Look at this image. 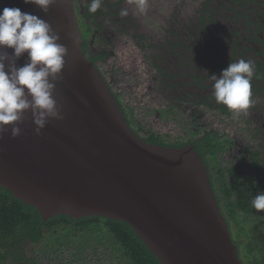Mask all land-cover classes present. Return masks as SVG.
<instances>
[{
	"label": "water",
	"instance_id": "water-1",
	"mask_svg": "<svg viewBox=\"0 0 264 264\" xmlns=\"http://www.w3.org/2000/svg\"><path fill=\"white\" fill-rule=\"evenodd\" d=\"M48 21L68 49L54 97L63 120L40 135L31 112L0 139V186L44 220L106 217L128 223L162 264H244L221 211L208 166L193 144L147 142L127 117L97 63L84 52L74 1L47 14L23 0H0ZM70 33L79 43L73 46ZM11 53L12 50L8 49ZM25 53L17 61L23 66Z\"/></svg>",
	"mask_w": 264,
	"mask_h": 264
},
{
	"label": "rangeland",
	"instance_id": "rangeland-1",
	"mask_svg": "<svg viewBox=\"0 0 264 264\" xmlns=\"http://www.w3.org/2000/svg\"><path fill=\"white\" fill-rule=\"evenodd\" d=\"M73 1L80 31L84 35L89 32L83 24L92 30L87 39L90 56L100 52L110 53L97 65L127 112L133 110L135 118L145 129L162 134L170 143H188L209 130H216L221 139H232L231 147L221 155L223 165L236 162L249 145H264V136L263 139L261 136L264 130V91L252 90V105L247 115L237 119L230 111L226 114L206 105L201 106L203 98L214 96L211 75L219 77L223 70L214 72L213 67L219 62H232L230 33L238 31L243 34L244 26L240 24L245 18L239 17L235 11L226 10L216 15L218 26L226 31L223 34L226 41L222 45L215 42V58L211 61L203 55L194 58V41L208 40L205 31L199 30L202 29L199 22L205 0H147L143 14L137 11L135 0H107L115 2L109 7L111 12L104 5L93 16L87 12L91 0ZM255 5L250 4L251 9ZM124 8L128 9V15L121 17L119 13ZM100 11L104 12L103 16ZM247 13L264 23V19L252 10H247ZM189 27L197 38L187 35ZM211 30L216 36L221 33L216 28ZM139 37L143 40L140 41ZM178 41L183 44L179 45ZM251 45L259 49L257 43ZM239 59L255 63L260 57L258 53H249L247 57L236 56L234 62ZM210 103L211 106L217 104L215 97ZM255 135L260 140L256 141ZM211 169L216 178L213 164ZM217 192L224 200L218 188ZM84 246L81 250H73L78 253V258H71V253L64 252L59 258L45 254L42 252L43 242H26L24 249L27 257L37 264H126L112 241H86Z\"/></svg>",
	"mask_w": 264,
	"mask_h": 264
},
{
	"label": "trees",
	"instance_id": "trees-1",
	"mask_svg": "<svg viewBox=\"0 0 264 264\" xmlns=\"http://www.w3.org/2000/svg\"><path fill=\"white\" fill-rule=\"evenodd\" d=\"M219 1L205 0L203 3L199 22L202 29L199 30L205 31L208 40L206 42L194 41L196 48L194 58L203 55L205 59L214 60L215 42L222 45V42L226 41V36H223L226 31L218 26L216 15L221 13V10L235 11L239 17L246 20L240 24L244 26L243 34L238 31L230 33L229 39L233 51L232 62L236 60V56L247 57L249 53H258L260 59L253 63L251 84L252 90L263 92L264 23L251 18L247 10H252L257 16L264 19V0ZM102 2L104 3L102 6L105 5L108 12H111L109 7L115 2L107 0H102ZM250 4L256 5L251 9ZM87 12L89 16L98 14V12L90 13L88 10ZM99 14L103 16L104 12L100 11ZM83 27L88 29L90 35L91 28L87 24H83ZM213 28L219 29L222 34L219 33L216 36L212 33L211 29ZM191 29L189 27L187 32L189 37L191 34L194 35L190 32ZM195 30L199 33L196 27ZM88 33L82 34L85 42L84 52L87 57L95 63L99 60H106L110 53L100 52L98 55L90 56ZM249 34L252 36L246 37ZM139 40L142 41L143 38L139 37ZM181 43L183 44L182 41H178L179 45ZM256 43L259 46L257 50L251 45ZM229 64L219 62L217 66L213 67V70L220 72ZM113 93L127 117L129 126L142 139L165 147H181L186 144L195 146L209 168L213 189L218 196L221 211L229 223L241 260L244 264H264V211L257 212L250 203L256 194L264 191V145L261 143H257V146L249 145L245 152H241L236 162L223 165L220 160L221 155L231 147L232 139H221L218 131L209 130L197 140L188 143L179 141L170 143L162 134L145 129L143 124L135 118V112L131 109L127 112L118 95L114 91ZM213 98L214 96L211 95L203 98L201 106L206 105L228 114L229 109L223 104L217 103L211 106L210 100ZM258 134L260 135L259 131ZM261 136L263 139L264 130H262ZM254 138L256 141L260 140L258 135H255ZM212 164L216 168V178L212 173ZM216 181L217 188L222 193L224 200L218 195ZM98 239L112 241L126 264H162L128 223L100 216L76 219L62 214L44 220L37 208L17 199L13 193L0 186V264H37L34 259L27 257L24 249L26 242L34 244L43 242L42 252L56 258H59L63 252L69 255L71 253V258H78L76 256L78 253L73 252L74 249L81 250L85 247L86 241L94 243Z\"/></svg>",
	"mask_w": 264,
	"mask_h": 264
},
{
	"label": "clouds",
	"instance_id": "clouds-1",
	"mask_svg": "<svg viewBox=\"0 0 264 264\" xmlns=\"http://www.w3.org/2000/svg\"><path fill=\"white\" fill-rule=\"evenodd\" d=\"M23 2L36 5L45 14L54 4L66 11L71 5V0ZM135 6L143 14L147 0H135ZM101 7L102 0H91L87 10L94 14ZM119 15L127 16L128 9H121ZM70 38L73 46L79 43L76 34L70 33ZM60 40L52 25L35 14L23 12L19 7H5L0 12V139L8 131L7 126H11L12 138L19 137L22 133L19 125L29 111L37 135L50 119H64L54 97L69 52ZM25 53L27 62L17 66ZM253 67L251 61L239 59L223 69L219 77L211 75L215 101L226 106L234 119L247 115L252 105ZM250 203L257 212L264 211V191L256 194Z\"/></svg>",
	"mask_w": 264,
	"mask_h": 264
}]
</instances>
